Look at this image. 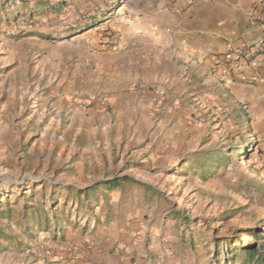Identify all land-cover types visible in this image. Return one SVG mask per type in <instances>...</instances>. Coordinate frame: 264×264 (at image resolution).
<instances>
[{
    "label": "rangeland",
    "instance_id": "obj_1",
    "mask_svg": "<svg viewBox=\"0 0 264 264\" xmlns=\"http://www.w3.org/2000/svg\"><path fill=\"white\" fill-rule=\"evenodd\" d=\"M136 2L0 0V264H71L69 241L109 213L105 190L76 191L123 176L125 190L146 186L165 212L191 218L205 264H264L261 127H211L194 160L166 172L147 155V127L133 136L117 116V67L132 55L120 29Z\"/></svg>",
    "mask_w": 264,
    "mask_h": 264
},
{
    "label": "crops",
    "instance_id": "obj_2",
    "mask_svg": "<svg viewBox=\"0 0 264 264\" xmlns=\"http://www.w3.org/2000/svg\"><path fill=\"white\" fill-rule=\"evenodd\" d=\"M259 1L137 0L131 8L133 22L120 32L132 36V55L119 60L123 88L111 102L133 136L147 127L145 150L157 171L194 160L191 147L211 127L239 120L264 133V30L250 19ZM240 48L250 54L247 65L212 71L214 56ZM126 184L105 191L109 213L94 231L69 241L70 263L205 264L189 245L191 218L165 212L146 186Z\"/></svg>",
    "mask_w": 264,
    "mask_h": 264
},
{
    "label": "built area",
    "instance_id": "obj_3",
    "mask_svg": "<svg viewBox=\"0 0 264 264\" xmlns=\"http://www.w3.org/2000/svg\"><path fill=\"white\" fill-rule=\"evenodd\" d=\"M250 19L252 23H258L262 25L264 30V0H260L255 6ZM259 50L264 55V35ZM249 57L250 54L244 48L228 50L223 54L213 57L212 71H215L219 68L227 70L240 69L247 65L249 62ZM193 120L196 122V119Z\"/></svg>",
    "mask_w": 264,
    "mask_h": 264
},
{
    "label": "trees",
    "instance_id": "obj_4",
    "mask_svg": "<svg viewBox=\"0 0 264 264\" xmlns=\"http://www.w3.org/2000/svg\"><path fill=\"white\" fill-rule=\"evenodd\" d=\"M39 7H42V8L46 9V8H48V5L47 4H43V5H39ZM129 181H130V178L127 177V176H123L121 178H114V179H111V180H106V181H102V182L98 183L95 188H87L85 190L76 191V194L78 195L79 198L81 196L94 195L97 187H100V188H102L105 191H111V190H114V189L120 187L122 184H124L126 182H129ZM68 190H72V188L69 187ZM83 206H85L87 208L88 204H84ZM256 239L257 240H264V233H263V235L256 236ZM261 248H262V246H261ZM240 250L241 251H245L247 256L249 258H251L252 260L255 259L254 260L255 263H259V262L263 261V258L259 256V252L256 249L241 247ZM229 251L231 252V250H227L226 252H229Z\"/></svg>",
    "mask_w": 264,
    "mask_h": 264
}]
</instances>
